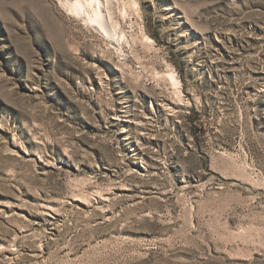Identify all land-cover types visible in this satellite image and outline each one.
Here are the masks:
<instances>
[{
	"label": "rangeland",
	"instance_id": "rangeland-1",
	"mask_svg": "<svg viewBox=\"0 0 264 264\" xmlns=\"http://www.w3.org/2000/svg\"><path fill=\"white\" fill-rule=\"evenodd\" d=\"M64 1L0 0V264H264V0Z\"/></svg>",
	"mask_w": 264,
	"mask_h": 264
},
{
	"label": "bare ground",
	"instance_id": "bare-ground-1",
	"mask_svg": "<svg viewBox=\"0 0 264 264\" xmlns=\"http://www.w3.org/2000/svg\"><path fill=\"white\" fill-rule=\"evenodd\" d=\"M112 2L113 0H65L62 4L71 13L82 17L86 23L99 27L108 38L120 41L118 38L119 34L117 33L118 23L116 24L113 21L110 9H106L109 5H112ZM106 5L108 6L106 7ZM123 15L124 17L127 15L126 8L123 10ZM175 75L174 73L171 74V80L177 83Z\"/></svg>",
	"mask_w": 264,
	"mask_h": 264
}]
</instances>
